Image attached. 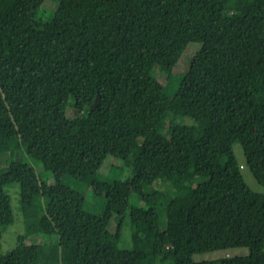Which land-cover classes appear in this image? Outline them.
Listing matches in <instances>:
<instances>
[{"label": "trees", "instance_id": "1", "mask_svg": "<svg viewBox=\"0 0 264 264\" xmlns=\"http://www.w3.org/2000/svg\"><path fill=\"white\" fill-rule=\"evenodd\" d=\"M43 1L0 0V264H264V193L246 185L233 151L264 186V0H56L49 21L38 19ZM190 42L201 47L177 83L152 76ZM107 157L109 182L98 177ZM214 175L222 184L209 198ZM231 184L233 231L199 235L194 207H221ZM11 185L23 230L3 251ZM239 247L248 255L192 260Z\"/></svg>", "mask_w": 264, "mask_h": 264}, {"label": "rangeland", "instance_id": "2", "mask_svg": "<svg viewBox=\"0 0 264 264\" xmlns=\"http://www.w3.org/2000/svg\"><path fill=\"white\" fill-rule=\"evenodd\" d=\"M55 8H56V0H44L38 11V19L42 21H49L54 14ZM200 47H201L200 42L188 43L186 48L182 52L181 56L179 57L177 63L171 68V71H167L158 66H155L151 72L152 76L156 78L160 83L164 84L166 83L169 75L172 74L173 83H177L179 81L180 76L189 68L193 56L197 53ZM81 107H82V103L79 102L77 108L80 109ZM140 135L144 139H147L149 137V134L145 133L144 131H140ZM233 151L237 163L242 165V168L240 169V173L242 174L246 185L254 192L264 193V186L258 184L255 181L249 169L247 168L242 149L238 143H235L233 145ZM28 161L31 163L29 159ZM108 163H109V159L107 157L104 160L99 170L98 177L100 179L109 182L111 180V177L107 175ZM32 164L39 172L42 180L46 181L47 183H51V179H52L51 175H49L38 162H33ZM117 164L120 165L119 163ZM219 168L220 167H218V169ZM130 175L131 173L128 168H122V170L118 173L117 177L123 180L129 177ZM221 184H222V180L217 175L211 177L209 183L210 186L209 198H212L214 196V194L220 188ZM155 185H157V183ZM79 188L83 192L86 190V187L82 184L79 185ZM5 190L8 192V194L11 197V205L15 217V222L12 225H10L3 233L1 239L3 251L9 250L14 246L15 241L17 240L16 238L17 235L23 230V224L19 214V201H18L17 189L15 186L11 185L5 187ZM14 190H16V193H14L15 192ZM238 191H239V186L237 184H231L221 196L223 202V205L221 207L209 204L208 202L209 200L202 201L196 207H194L192 214H190L191 220L195 221L194 230L199 235H207L205 231L206 228L209 231L212 230L211 234L214 235H216V233L229 234L231 231H233V226L229 221V219H231L230 208L234 203V200L237 198ZM132 198L135 204L145 205L146 201L149 200L150 195L144 194L140 197L134 195ZM91 200H92L91 197L88 194H86V201H87L86 205H88L89 208H92L94 213L98 212L99 206H96L95 205L96 202L94 201L92 202ZM161 217L162 218L159 221V226L161 229H163L165 226H164V221H162V219L163 217L165 219V216L162 214ZM118 222H119L118 217L116 215H113L108 229L111 232H113ZM179 226H180L179 232H182V235H184L185 229L183 224H180ZM40 230L43 234L53 233V228L45 217H43L41 220ZM40 238H42V235L41 236L34 235L27 240L26 257L34 262L36 261L37 258V248ZM121 238H122L121 246L124 248H128L130 246V241H129V231L126 228V224L124 227L121 228ZM226 253H228L231 257H237V256L248 255L249 251L246 247L232 248L228 250L207 251V252L193 254L192 260L194 262L215 260L225 256ZM158 264H173V263H171L170 261H165V262L160 261Z\"/></svg>", "mask_w": 264, "mask_h": 264}, {"label": "water", "instance_id": "3", "mask_svg": "<svg viewBox=\"0 0 264 264\" xmlns=\"http://www.w3.org/2000/svg\"><path fill=\"white\" fill-rule=\"evenodd\" d=\"M96 104V99H95V101H94V105Z\"/></svg>", "mask_w": 264, "mask_h": 264}]
</instances>
